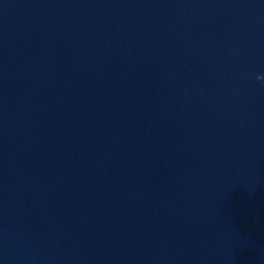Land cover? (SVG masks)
Instances as JSON below:
<instances>
[{
  "label": "clouds",
  "instance_id": "1",
  "mask_svg": "<svg viewBox=\"0 0 264 264\" xmlns=\"http://www.w3.org/2000/svg\"><path fill=\"white\" fill-rule=\"evenodd\" d=\"M258 79H264V77H258Z\"/></svg>",
  "mask_w": 264,
  "mask_h": 264
}]
</instances>
